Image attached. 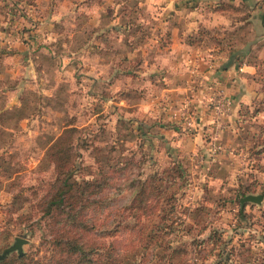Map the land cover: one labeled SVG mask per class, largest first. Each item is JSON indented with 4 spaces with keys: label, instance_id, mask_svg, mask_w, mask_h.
<instances>
[{
    "label": "rangeland",
    "instance_id": "374dc122",
    "mask_svg": "<svg viewBox=\"0 0 264 264\" xmlns=\"http://www.w3.org/2000/svg\"><path fill=\"white\" fill-rule=\"evenodd\" d=\"M33 1L10 0L7 12L32 22ZM49 1L43 12L58 17L53 30L64 40L36 49L23 41L21 59L0 61V254L4 243L9 247L21 237L22 256L44 255L40 238L50 223L39 226L36 220L48 192L44 183L53 174L46 153L61 141L75 167L72 179L84 192L70 198L75 210H84V240L109 249L106 257L114 264H264V27L215 28V35L199 29L211 36L206 42L197 37L194 46L229 53L228 63L253 67L245 76L253 97L237 113L233 147L166 157L143 144L142 133L152 126L142 123L140 105L152 91L110 78L115 65L123 69L127 59L135 65L142 56L128 52L140 46L143 34L124 27L132 20L127 11L132 0ZM111 1L117 7L110 13ZM115 16L119 26L111 32ZM42 48L55 54L41 57ZM97 68L104 71L98 83ZM104 82L120 87L110 91ZM172 159L181 165L175 167ZM141 189L143 200L136 197ZM244 193L262 195L261 204L241 208ZM74 228L71 222L61 230Z\"/></svg>",
    "mask_w": 264,
    "mask_h": 264
},
{
    "label": "crops",
    "instance_id": "0c3cea01",
    "mask_svg": "<svg viewBox=\"0 0 264 264\" xmlns=\"http://www.w3.org/2000/svg\"><path fill=\"white\" fill-rule=\"evenodd\" d=\"M9 1L0 0V61L9 56L14 61L21 59L23 41H28L31 48L36 49L43 43L64 40L63 33L53 30L58 17L43 12V8L49 6V0H34L29 5L34 10L28 9L33 16L32 22L25 21L20 14L11 16L7 12ZM64 2L62 5L68 0ZM109 5L110 8L105 7L110 13L112 9L116 10V2L111 1ZM127 5L131 21L136 20L138 11L142 13L136 23L139 22L142 27L140 40L145 43L128 51L130 54L139 51L142 54L141 77L125 81L123 85L153 93L140 105L142 123H146L148 128L152 126V132L142 133L145 148L149 147V152L151 150L159 156L175 154L191 158L192 155L212 151V146H217V150L233 147L235 139L232 133H235L233 127L239 107L242 103L251 102L253 97V87L245 76L254 73V69L246 64L228 63L231 58L229 53L213 52L210 48L193 44L197 37L206 42L208 36L215 35V28L227 30L250 25L260 31L264 27V0H132ZM245 13L251 16L246 19ZM118 19L119 16L112 19L111 32L119 26ZM100 20H97V27L101 24ZM132 25V22L129 23L128 29ZM205 28L212 33L202 36L199 29ZM202 31L208 33L207 30ZM165 42L168 45L161 47ZM39 53L41 57L46 53L55 54L45 48ZM39 56H36L37 64ZM101 56L103 54L98 55ZM108 71L112 73L113 70ZM103 73L97 68V83ZM106 86L110 91L120 87L113 82H108ZM219 90L224 91L230 103V108L223 114L215 113L213 107ZM207 139L211 140L209 144ZM222 142L224 146L220 145Z\"/></svg>",
    "mask_w": 264,
    "mask_h": 264
},
{
    "label": "trees",
    "instance_id": "16d2710c",
    "mask_svg": "<svg viewBox=\"0 0 264 264\" xmlns=\"http://www.w3.org/2000/svg\"><path fill=\"white\" fill-rule=\"evenodd\" d=\"M245 16L247 19L251 15L245 13ZM135 19L139 20L140 18L139 16H135ZM136 20L128 21L124 26L126 30L132 29V32H142V27L139 25V22L138 24L136 23ZM131 22L133 25L128 29V24H131ZM141 43L144 44L145 42L140 40L139 44L143 45ZM167 45L168 43L165 42V45H161V47ZM130 61V59L126 61L129 68L126 67L122 69V67H117L115 65L113 68L116 74L112 76V78L110 76V78L114 81L117 79L131 81L132 79L140 78L143 57H138L135 60V65L134 63H130ZM115 68L117 69L115 70ZM140 90H143V93H145L144 89ZM244 107L246 106L242 103L238 110L240 114H243L241 109ZM60 139L61 138L57 140ZM57 142L59 143V147L55 143L54 147L52 145L46 153L47 158L49 156L52 162L53 174L51 179L44 183V185H48V192L46 194V199L40 203L42 215L36 220V224L39 226L41 222L44 221H46L47 224V221L50 223L48 233L42 232L40 238V247L44 248L46 254L44 253L43 256H35L33 253L19 256L16 252H13L6 256L5 259L0 260V264H114V261L108 260L106 257L111 253L109 249H105V246L97 245V243L89 244L84 240L86 234V231H84L85 221H87L84 215L81 216L84 210L78 212L75 210L77 205H75L76 207L73 206L74 204L70 201V198L73 197L74 194L82 196L84 192L79 188V184L72 179L75 167L73 164L71 165L67 162V146L61 143V141ZM175 160L176 159H172L171 161L173 162ZM172 165L179 167L181 164L173 162ZM40 167L46 170L48 166L45 163H41ZM145 186H148V184H145ZM143 191L144 190L141 189L137 192L136 197L138 199L143 200ZM263 194L264 191L262 192V195ZM244 196H246V194ZM154 199L157 203V196H155ZM162 211L163 209H161L159 213ZM71 222L75 224L74 230L63 233L64 231H62V228L66 226L69 227ZM3 245L4 249L7 248L6 243Z\"/></svg>",
    "mask_w": 264,
    "mask_h": 264
},
{
    "label": "water",
    "instance_id": "95a60500",
    "mask_svg": "<svg viewBox=\"0 0 264 264\" xmlns=\"http://www.w3.org/2000/svg\"><path fill=\"white\" fill-rule=\"evenodd\" d=\"M262 195H255V194H248L246 196H243L240 198V204H241V208L244 207V204L246 202H253L256 204H261L262 202ZM26 242V240L24 238L21 237H15L14 242L7 247L6 249L3 250V252L0 254V260L5 259V257L13 251H17L19 256H22L23 252H22V244H24Z\"/></svg>",
    "mask_w": 264,
    "mask_h": 264
},
{
    "label": "built area",
    "instance_id": "2783aa9c",
    "mask_svg": "<svg viewBox=\"0 0 264 264\" xmlns=\"http://www.w3.org/2000/svg\"><path fill=\"white\" fill-rule=\"evenodd\" d=\"M228 99L223 90H219L216 97L213 100V107L217 114H221L224 110V106H229ZM212 151L217 152V146H212Z\"/></svg>",
    "mask_w": 264,
    "mask_h": 264
}]
</instances>
